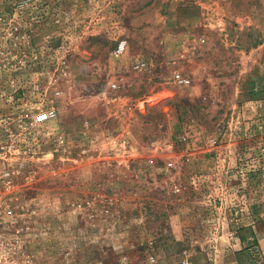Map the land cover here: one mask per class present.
<instances>
[{"label": "rangeland", "instance_id": "obj_1", "mask_svg": "<svg viewBox=\"0 0 264 264\" xmlns=\"http://www.w3.org/2000/svg\"><path fill=\"white\" fill-rule=\"evenodd\" d=\"M12 18L34 48L0 112L57 110L16 200L38 261L264 264V0H0Z\"/></svg>", "mask_w": 264, "mask_h": 264}, {"label": "built area", "instance_id": "obj_2", "mask_svg": "<svg viewBox=\"0 0 264 264\" xmlns=\"http://www.w3.org/2000/svg\"><path fill=\"white\" fill-rule=\"evenodd\" d=\"M30 28L25 24L17 25L15 18L7 23H0V79L5 78L9 87H14L16 48L18 54L31 53V49L34 48ZM125 49L126 40H118L115 53L121 54ZM60 62L63 66L58 75L55 71L48 75L45 92L50 88L52 97L61 94L59 81L69 75L67 66L64 65L65 61ZM132 66L138 71L147 68L146 62L140 59L134 60ZM176 81L187 84L190 80L178 77ZM10 97V92L0 88V104L4 100L8 101ZM56 114L53 100L50 101L47 95L41 99L35 111H29L26 117H13L10 113L0 112V264H45L38 261L26 248L30 229L27 220L16 210V200L17 193L22 188L20 180H29L28 162L34 156L39 158L43 152L40 145L37 150H33L31 137L33 128H39L54 119ZM112 142H117L122 147L127 143L124 139L118 141L113 139ZM215 142L216 139L208 138L209 146H213ZM172 165V161L167 162V166ZM182 264H187L186 260H182Z\"/></svg>", "mask_w": 264, "mask_h": 264}]
</instances>
